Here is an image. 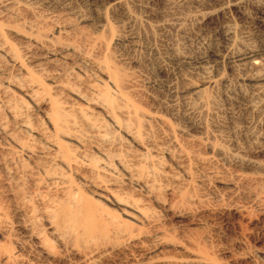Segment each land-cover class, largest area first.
<instances>
[{
  "label": "rangeland",
  "instance_id": "obj_1",
  "mask_svg": "<svg viewBox=\"0 0 264 264\" xmlns=\"http://www.w3.org/2000/svg\"><path fill=\"white\" fill-rule=\"evenodd\" d=\"M59 1L74 15L18 2L0 14V264H264V106L226 99L242 81L226 57L192 71L230 36L264 61V0L212 23L190 18L200 0H176L190 35L162 68L150 48L173 53L148 0H126L136 49L116 39L123 10L98 19L87 0ZM30 34L76 52L40 66Z\"/></svg>",
  "mask_w": 264,
  "mask_h": 264
},
{
  "label": "bare ground",
  "instance_id": "obj_2",
  "mask_svg": "<svg viewBox=\"0 0 264 264\" xmlns=\"http://www.w3.org/2000/svg\"><path fill=\"white\" fill-rule=\"evenodd\" d=\"M87 1L88 2L86 4H87L88 9L90 11L94 12L98 19H105V11H106L107 6L109 4H111L110 7L114 8V9H121L125 13H127L128 16L132 19V21L127 23L126 33L124 32L123 34L118 35L116 39L123 42V43L125 42V45L132 48V49L133 48L136 49V47H140V48L143 47L139 42V35H140L139 30H138V21L139 20L136 17H134V15H132L131 11L129 10V7H127L128 1H126V0H87ZM17 2L21 3L25 7H29L30 9L31 8L34 10L38 9L40 11H42V9H45L46 11L48 10L49 15L51 17H62V16L68 17V15H74V11H72L73 9L71 7H69L68 5L62 4L59 0H24V1L23 0H18V1L17 0H0V14H4L5 11L7 12V10L13 4H15ZM183 2H184V0H183ZM191 2H193V1H191ZM148 3L151 4V16L153 18L159 19L158 25L165 32L164 33V34H166L165 36L168 37L169 49H171L172 53H173L169 56H164V55L160 54L154 47L150 48L151 53L153 55H152V57H149V59L150 60L154 59V60L158 61L160 67L162 68V66L165 65L166 62L169 60L170 61H173V60L180 61L183 58V56H182L183 54L179 55L177 50H178L179 44L182 43V41L190 35V32L186 29L187 25H186V28L184 27V23L186 21L185 17L189 13H188V11H187V13H185L182 9H180L179 5H177L176 0H148ZM195 4H199V5L196 7L195 10L189 11L190 13H192L190 15L191 16L190 18L194 17L200 23L203 21H206V20H209V22H211L215 16L226 15L227 11L231 12L232 10H237L238 13H242L241 10L244 9V7L246 6L245 0H200V2L198 1V3H195ZM189 8H190V6H189ZM188 10H190V9H188ZM191 10H192V8H191ZM257 14H258L257 21L264 28V10H258ZM49 15H48V18H49ZM184 15H185V17H184ZM44 18H43V20H44ZM77 18H78V15H77ZM226 18L228 19L229 17L226 15ZM82 19L85 20L84 18H82ZM86 19H89V18H86ZM45 20H48V19L46 18ZM63 21H64V19H63ZM187 21H190V20H187ZM91 22H92V24H95L94 20H91ZM194 22H192V23H194ZM71 23H69V24H71ZM186 24H188V22ZM224 24H227V23L224 22ZM224 24H223V28L225 29V35L228 36V34L230 33V26H228V25L226 26ZM96 25H98V24H96ZM198 25H199V27H201V25L199 23H198ZM71 26L73 27V25H71ZM66 27H68V25ZM62 29H65V28L63 27ZM174 32H176L177 34H175ZM173 33H174V36L172 35ZM22 37L25 39L24 42L27 44V46L26 45L25 46L28 47V49L29 48H37V49H40L42 51L41 56H38L37 58L35 57L37 59L38 63L42 62V64H43V62L45 61L44 64L45 63L46 64H53L59 60L64 61V60L69 59L70 56L74 52H76L71 47H69V45H63L59 49L58 48L55 49L50 44V40L48 41L47 38L42 37V36L39 37L38 35L33 36L30 34V35H26V36L24 35ZM234 42H235L234 38L232 36H230V37H225V39L221 43H219L218 45H214V46L211 45L212 47H209V51H208L207 55L205 56V59L200 60L199 62H197V65L192 66V71L197 73V74L201 73V72H202V74L203 73L208 74L210 72L209 68L213 67L212 62H216L217 59L221 58V57L228 58L230 68L233 71H235V72L237 71L238 73H240L242 75L240 77L242 81L239 84V86H237L235 83L229 84V88L226 92V99L233 106L237 107L238 111H240V113L242 112V114L246 113L248 115H254V114L258 113L261 110V108L264 106V72L261 70L263 68V65H264V61L262 58L263 53L256 51V50H252V49L244 50V51L243 50H234L233 49ZM127 50H129V49H127ZM34 51L36 52V50H34ZM31 53H28V54L30 55ZM6 54L8 55L10 61H12V64H13V65L11 64L12 66H21L19 64V61L14 59V56H15L14 54L10 55L9 52L8 53L6 52ZM26 58H27V56H26ZM36 59L33 60L32 62L36 63ZM80 60L84 63L86 62L85 60L90 62L89 59H87L85 56H82V55H81ZM38 63H37V65H38ZM42 64L40 65V63H39L40 66H42ZM38 68L40 69V67H38ZM200 91H201V89L199 87L193 88V93L196 97L200 96V94H201ZM196 99L197 98L189 97L190 101L189 100L187 101L188 107H189V105H193L192 103L190 104V102L195 101ZM158 101H159V99H158ZM189 114H190V112L187 113V115H189ZM205 125H206V123L201 122V123H199V125H197V128L205 129ZM259 136H260V134H259ZM255 137H257V136H255ZM256 141H257V139H256ZM52 145L55 148H57V145H55V144H52ZM256 148H257V146H256ZM260 148H262V147H260ZM263 149H264V147H263ZM23 150H25V149H23ZM233 157L235 158L234 160L236 162H241V160H243V158H244L241 155H236ZM131 175L133 176L132 173H131ZM40 243H42V242H40ZM44 244H45V242H44ZM44 249H45V247H44ZM135 260H137V259H135Z\"/></svg>",
  "mask_w": 264,
  "mask_h": 264
}]
</instances>
